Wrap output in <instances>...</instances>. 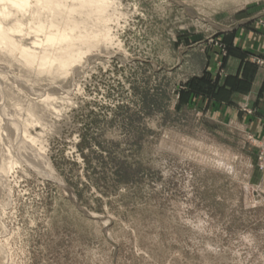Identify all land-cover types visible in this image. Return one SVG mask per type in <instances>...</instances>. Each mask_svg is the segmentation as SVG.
Masks as SVG:
<instances>
[{
  "label": "rangeland",
  "instance_id": "374dc122",
  "mask_svg": "<svg viewBox=\"0 0 264 264\" xmlns=\"http://www.w3.org/2000/svg\"><path fill=\"white\" fill-rule=\"evenodd\" d=\"M241 18L264 0L0 3V264H264V134L209 101Z\"/></svg>",
  "mask_w": 264,
  "mask_h": 264
},
{
  "label": "crops",
  "instance_id": "0c3cea01",
  "mask_svg": "<svg viewBox=\"0 0 264 264\" xmlns=\"http://www.w3.org/2000/svg\"><path fill=\"white\" fill-rule=\"evenodd\" d=\"M231 27L223 26L221 31L224 35L233 34V44L237 49L227 56L223 66L224 75L219 77L215 95L209 100L214 105L212 115L231 122L239 121L251 134L262 136L264 72L251 63L248 54L259 55L264 51V27H260L257 20L245 18L239 19ZM209 70L216 75L212 64ZM244 106L252 109L254 114L249 116L244 113Z\"/></svg>",
  "mask_w": 264,
  "mask_h": 264
},
{
  "label": "bare ground",
  "instance_id": "6f19581e",
  "mask_svg": "<svg viewBox=\"0 0 264 264\" xmlns=\"http://www.w3.org/2000/svg\"><path fill=\"white\" fill-rule=\"evenodd\" d=\"M10 2V4H12L15 8H17L18 10H21L23 8H25L30 2H32V0H0V3L1 2ZM39 1V0H37ZM48 1H51V0H48ZM4 30L2 29L1 27V24H0V32H2V34H5V32H3ZM67 38L66 34L63 32L62 34L54 37V36H51L48 38V42L50 43H61L63 41H65Z\"/></svg>",
  "mask_w": 264,
  "mask_h": 264
},
{
  "label": "trees",
  "instance_id": "16d2710c",
  "mask_svg": "<svg viewBox=\"0 0 264 264\" xmlns=\"http://www.w3.org/2000/svg\"><path fill=\"white\" fill-rule=\"evenodd\" d=\"M201 82H203V80H201ZM204 83L209 84L207 81H205V79H204ZM193 84H194L193 82L188 84V86L191 89L189 92H187V93L182 92L181 93V97H180L181 103H184L185 100L187 99V97L190 96L192 93H196V86H194ZM209 86H210V89H212V90L215 89V87L217 88V85H213V86L209 85Z\"/></svg>",
  "mask_w": 264,
  "mask_h": 264
},
{
  "label": "built area",
  "instance_id": "2783aa9c",
  "mask_svg": "<svg viewBox=\"0 0 264 264\" xmlns=\"http://www.w3.org/2000/svg\"><path fill=\"white\" fill-rule=\"evenodd\" d=\"M254 63H256L261 69L264 70V53L256 56L255 59L253 60Z\"/></svg>",
  "mask_w": 264,
  "mask_h": 264
}]
</instances>
